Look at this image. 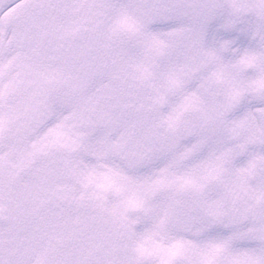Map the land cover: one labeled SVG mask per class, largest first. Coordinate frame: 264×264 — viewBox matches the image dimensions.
Instances as JSON below:
<instances>
[{
    "label": "snow or ice",
    "instance_id": "1",
    "mask_svg": "<svg viewBox=\"0 0 264 264\" xmlns=\"http://www.w3.org/2000/svg\"><path fill=\"white\" fill-rule=\"evenodd\" d=\"M0 264H264V0H0Z\"/></svg>",
    "mask_w": 264,
    "mask_h": 264
}]
</instances>
